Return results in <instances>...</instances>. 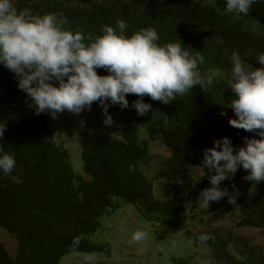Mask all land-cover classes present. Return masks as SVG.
I'll return each mask as SVG.
<instances>
[{
    "label": "trees",
    "instance_id": "1",
    "mask_svg": "<svg viewBox=\"0 0 264 264\" xmlns=\"http://www.w3.org/2000/svg\"><path fill=\"white\" fill-rule=\"evenodd\" d=\"M18 9L29 8L34 14L60 13L68 18L73 31L102 34V27H116L124 20L131 36L141 28L152 27L160 45L182 41L192 51L205 57L202 69L219 67L224 78L204 93L194 86L190 94L177 96L165 105L144 97L162 114L152 119L150 111L139 116L131 104L139 99L129 94L128 108L135 120L145 125V138L140 130L128 125L122 139L102 127L84 130L80 135L82 174L67 159L65 152L50 135L48 114H35L28 106L27 94L18 88L15 75L0 64V121L7 128L2 138L4 152L14 155L16 167L9 175L0 170V228L17 240L13 258L0 243V264H60L73 252L105 253L110 247L91 239L102 227V217L121 205L141 203L154 221L169 228L182 226L198 202L200 192L211 187L208 170L199 184L190 183L186 175L193 165L203 164V150L214 147V141L229 137L235 148L245 145V137L255 134L229 125L235 113L227 108L231 89L226 88L231 74V55L238 51L251 67H260L258 55L264 53V0H256L248 15L226 13V0H13ZM98 74H109L98 69ZM226 112L227 115H220ZM256 138H259L258 136ZM160 142L170 150L163 159L157 177L173 183L172 197H155V184L143 167L150 158V145ZM3 155V153H0ZM67 157V158H66ZM242 167L234 177L223 181L236 198L218 201L222 213H238L239 227L264 229V181L249 182ZM194 194L193 196H190ZM239 206V212L235 209ZM82 237L77 251L71 250L74 237ZM206 243L212 264H264V252L246 239L221 238ZM236 249L230 251L229 246ZM181 260V264H187Z\"/></svg>",
    "mask_w": 264,
    "mask_h": 264
},
{
    "label": "clouds",
    "instance_id": "2",
    "mask_svg": "<svg viewBox=\"0 0 264 264\" xmlns=\"http://www.w3.org/2000/svg\"><path fill=\"white\" fill-rule=\"evenodd\" d=\"M255 2L226 0L224 11L248 15ZM127 27L124 20H118L116 27L104 25L102 34L94 36L79 29L73 31L63 14H34L29 8L18 9L13 0H0V64L15 75L18 88L27 94L28 106L36 115L50 113L56 119L67 111L79 116L98 102L105 117L103 123L109 127L114 124L108 112L109 101L128 108L127 96L135 95L139 99L131 107L139 116L151 111L155 119L162 112L145 103L144 97L167 105L177 96L190 94L197 85L208 93L215 82L224 78L219 67L202 69L204 55L193 53V48L184 47L181 40L160 45L154 28H141L128 36ZM257 59L260 67H251L238 51L231 55L226 88L235 95L227 108L235 117L229 118V125L255 135L245 137V145L238 149L229 137H224L215 140L214 147L203 150L202 167L214 174L209 175L211 187L197 197L202 209L226 196L229 204L237 205L236 198L220 185L241 167L249 173L245 176L249 182L264 181V53ZM98 69L109 74L100 75ZM84 123L81 121V126ZM6 128V121H0V170L9 175L16 160L3 149ZM235 210L239 212V206ZM148 236L147 231L137 230L131 242L142 243ZM198 239L206 245L214 236L203 234ZM81 241L82 237H74L71 250L77 251ZM78 255L83 264H95L94 253Z\"/></svg>",
    "mask_w": 264,
    "mask_h": 264
},
{
    "label": "rangeland",
    "instance_id": "3",
    "mask_svg": "<svg viewBox=\"0 0 264 264\" xmlns=\"http://www.w3.org/2000/svg\"><path fill=\"white\" fill-rule=\"evenodd\" d=\"M224 0H217V5ZM109 114L113 117L114 124L109 127L103 121L105 119L102 108L98 102L93 103L91 111L85 110L79 116L65 111L58 118L53 119L48 114L50 135L55 143L65 152L67 159L75 166V169L83 172L81 161L80 135L86 129L102 127L109 130L113 136L122 139L124 129L128 125H135L140 130L139 140L145 137V125L135 120L130 111H118L109 106ZM81 121L84 125L81 126ZM150 158L143 171L155 184V197L168 200L172 197L173 183L157 177L161 169L162 160L170 156V150L162 143L156 142L150 145ZM201 164L193 165L186 175L190 183H184L182 188L189 184L201 183L204 176ZM194 194L190 193V196ZM197 204V200H191V207ZM217 202H210L208 209L198 207L192 210V216L180 227L169 228L164 223H157L153 215L148 214L141 203L134 205H121L120 208L111 210L102 217V227L91 239L96 243L109 245L110 255L94 253L95 264H181L186 260L187 264H212L211 252L206 245H201L198 237L203 234L217 235L221 238L235 237L246 239L250 244L264 252V229L239 227L240 217L238 213H222ZM137 230L149 233L148 239L142 243L131 242V236ZM0 243L5 246L9 254L14 258L17 254L18 244L14 236L0 228ZM235 244L229 246V250H235ZM60 264H83L78 253L66 255Z\"/></svg>",
    "mask_w": 264,
    "mask_h": 264
}]
</instances>
